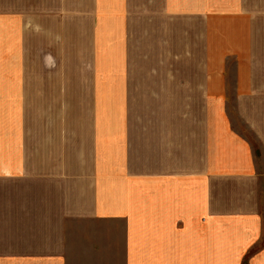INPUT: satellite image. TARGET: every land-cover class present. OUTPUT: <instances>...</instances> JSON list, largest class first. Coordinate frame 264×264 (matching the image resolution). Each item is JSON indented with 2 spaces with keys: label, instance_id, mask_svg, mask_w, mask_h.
Instances as JSON below:
<instances>
[{
  "label": "crops",
  "instance_id": "crops-1",
  "mask_svg": "<svg viewBox=\"0 0 264 264\" xmlns=\"http://www.w3.org/2000/svg\"><path fill=\"white\" fill-rule=\"evenodd\" d=\"M0 264H264V0H0Z\"/></svg>",
  "mask_w": 264,
  "mask_h": 264
},
{
  "label": "rangeland",
  "instance_id": "rangeland-1",
  "mask_svg": "<svg viewBox=\"0 0 264 264\" xmlns=\"http://www.w3.org/2000/svg\"><path fill=\"white\" fill-rule=\"evenodd\" d=\"M235 120V119H234ZM236 121V120H235ZM236 123L239 125V123L236 121Z\"/></svg>",
  "mask_w": 264,
  "mask_h": 264
}]
</instances>
